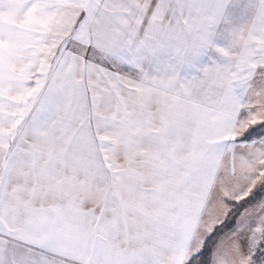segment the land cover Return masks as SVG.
I'll list each match as a JSON object with an SVG mask.
<instances>
[{
    "label": "snow or ice",
    "instance_id": "obj_1",
    "mask_svg": "<svg viewBox=\"0 0 264 264\" xmlns=\"http://www.w3.org/2000/svg\"><path fill=\"white\" fill-rule=\"evenodd\" d=\"M0 264H264V0H0Z\"/></svg>",
    "mask_w": 264,
    "mask_h": 264
}]
</instances>
